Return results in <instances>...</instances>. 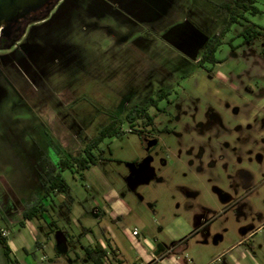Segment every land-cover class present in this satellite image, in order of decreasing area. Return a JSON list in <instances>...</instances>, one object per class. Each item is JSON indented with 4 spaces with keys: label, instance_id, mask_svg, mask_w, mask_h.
I'll return each instance as SVG.
<instances>
[{
    "label": "rangeland",
    "instance_id": "374dc122",
    "mask_svg": "<svg viewBox=\"0 0 264 264\" xmlns=\"http://www.w3.org/2000/svg\"><path fill=\"white\" fill-rule=\"evenodd\" d=\"M62 1L44 19L39 18L45 10L33 17L39 20L30 19L18 48L0 59V227L14 229L10 238L23 231L8 222L7 212L15 199L27 206L32 196L43 197L47 159L57 163L113 117L170 91L158 106L148 107L154 117L150 135L143 138L123 123L120 135L99 144L103 158L97 165L81 174L61 171L67 193L48 202L46 218L31 222L40 238L53 221L82 238L76 216L98 234L92 208L102 202V190L115 188L134 211L122 225L108 217L101 225H118L114 230L128 264L136 257L129 236L133 227L157 242L178 243L191 232L194 213L204 208L216 216L211 234L206 243L195 235L180 244L175 256L182 264H234L222 248L238 241L240 251L254 259H241L237 249L231 251L235 257L264 264V35L247 43L240 35L253 24L264 33V0L256 1L260 12L247 13L243 25L218 10L221 0H111L118 5L102 16L98 0ZM222 29L219 61L201 66L207 41ZM146 142L157 143L150 153L154 176L131 192L124 178L133 159L149 156ZM220 192L239 201L238 214L224 212L227 201ZM61 200L71 206L73 222L66 220ZM123 226L130 231L123 232ZM243 227L253 236L246 238ZM60 233L51 235L60 242ZM24 234L30 239L29 230ZM215 234L222 236L216 243ZM0 253L4 260L1 246Z\"/></svg>",
    "mask_w": 264,
    "mask_h": 264
},
{
    "label": "crops",
    "instance_id": "0c3cea01",
    "mask_svg": "<svg viewBox=\"0 0 264 264\" xmlns=\"http://www.w3.org/2000/svg\"><path fill=\"white\" fill-rule=\"evenodd\" d=\"M99 183H101V181H99ZM130 190L131 192H133L132 189ZM57 194L60 193L52 192L51 196L47 198L42 197L40 199V202L46 206V211L43 213L42 218H46V214L49 210L47 204L49 201L54 203L53 197ZM100 198L102 199V202L101 200L95 202L96 208H92L91 212L97 223L98 234H95L96 232L93 231L91 226L82 223L79 218H77V216L75 219L71 206L67 204L65 200L60 201L61 208H65L67 210V213H69V219L66 218V220L68 222H73L75 219L77 225L81 228V236L83 235L82 238L86 240V242L84 243L82 242V238L74 237V235H72L68 230H65L64 228L61 229L59 224L55 221H53V228L48 230L49 232L45 233L44 238H40V232L37 229V225H34L33 222H31V219L23 220V212L27 207L26 205H24L25 203L21 202L18 206L13 207V210L7 212L11 215L10 218L8 217V222H10L11 225L15 222L19 223L23 228V231L19 230L17 232H14L13 238H10L9 236L11 235V232L14 231V229L11 228L9 224H4L0 227V229H8L10 231V235L8 236L9 238L6 239L11 251V264H90V261L92 264H94L90 255L86 252V248H92L96 245L105 249L106 254L112 257L113 254L108 245L115 249L116 256L113 257L109 264H123L124 262H127L128 264V260L126 258L127 255L123 248L120 247L116 231L114 230V226H116L115 228H117L118 225L110 224L109 222H107L105 226H102L101 222H105L106 220L103 221V219L105 217H108L111 221H119L122 225V223L125 222L124 217L133 213V207L128 201L127 196L115 188H109L106 191L102 190ZM137 198L139 200V196ZM140 200H142V198H140ZM71 201L73 202L72 199ZM83 209L85 214L89 215L88 210L86 208ZM143 228L144 227L142 226V229ZM134 229L137 230L136 235L132 234V231ZM24 230H29L30 239H28L27 235L24 234ZM59 230L61 231L59 235L60 242L53 239L51 235ZM125 230H127L128 232L130 231L129 227L123 226L122 231L124 232ZM210 234V227L208 228V231H202L199 228L195 215L192 218V230L189 235L187 237L184 236L178 241V243L172 242L169 245L166 243L157 242L158 240H156L155 238H151L148 235H141L140 230H138L136 227H133L131 229V232H129V236L135 246L136 257L131 258L129 264H158L159 262L163 264H182V262H180L179 256H175L176 253L181 252L183 249L180 244L190 236L192 237L195 235H201V242L206 243V238ZM215 235L216 241L214 242L216 243L219 242V238H221L222 236H219L218 234ZM31 240H34L36 243V252H33L32 250L33 243L31 242ZM240 242L241 241H238V243L229 246L227 251L225 250V248H222L223 253L229 252V255L231 256L234 264L244 263H242L237 257H235V255L231 252L232 250L237 249L241 259L243 260L247 258V256L249 257V255H251L247 250L240 251ZM0 246L2 247L1 243ZM77 247L82 250V254L78 251L79 249H76ZM84 253L86 255H83ZM250 257L251 259H254L252 255ZM2 258L3 256L0 253V264H8L5 255V263ZM254 264L259 263L255 261Z\"/></svg>",
    "mask_w": 264,
    "mask_h": 264
},
{
    "label": "trees",
    "instance_id": "16d2710c",
    "mask_svg": "<svg viewBox=\"0 0 264 264\" xmlns=\"http://www.w3.org/2000/svg\"><path fill=\"white\" fill-rule=\"evenodd\" d=\"M257 0H221L218 4V10L224 12L229 20L233 23L243 25L244 21H249L246 14H257L260 12L259 8L255 5ZM226 30L222 29L220 36L207 41L204 52L201 56V66L206 62L216 63L219 60L216 59L215 53L219 46L222 44V38L225 35ZM262 28L255 24L248 27L240 33L243 36V43L249 42L252 39L262 35ZM166 92H162L159 98H162ZM156 100H150L151 103H155ZM149 117L146 113V109L143 107H137L134 114H128L126 120L134 121L136 118ZM123 122V119L116 118L111 120L103 128H101L97 134L92 137L83 149L76 152H69L67 157L61 158L57 163H52L47 159L46 161V176L42 177L41 186L43 189V198H47L52 195V192L67 193L68 183L62 177L61 171L65 169H71L77 171L80 174L98 164L102 156L100 154L99 144L107 137L118 136L120 131L119 125ZM99 151V152H98ZM32 202L27 205L23 212V220L37 218L41 219L43 213L46 211V206L40 202L35 196H32ZM0 243L3 248V253L8 264H11V251L7 243V239L0 234ZM113 257L116 256V251L113 247L108 245ZM86 252L90 255L94 264H105L103 256L106 254V250L99 246L92 248H86Z\"/></svg>",
    "mask_w": 264,
    "mask_h": 264
},
{
    "label": "flooded vegetation",
    "instance_id": "af4514ba",
    "mask_svg": "<svg viewBox=\"0 0 264 264\" xmlns=\"http://www.w3.org/2000/svg\"><path fill=\"white\" fill-rule=\"evenodd\" d=\"M61 2H63V1L62 0H57L56 2H53V4H51L49 6L50 8H49V13L48 14H50V12L54 8H56ZM98 2L102 6V8H101V16H102V13L105 14V11H109V9L111 10V8H109V7H112L111 5H114V6L118 5L116 3L114 4L111 0H98ZM44 10L47 12V9L42 8V9H39V10L34 11V12L25 13L23 16L19 17L15 21H13L12 26H11V30H10V33L7 34V35L0 36V52H1L0 53L1 54L0 55V59L4 57V54H6V50L10 51L11 49L13 50V49L18 48V44H19L20 38L23 36L24 31H25L27 25L30 23V19H32L33 17H36L39 13H42ZM39 15H41V14H39ZM262 35H264V33ZM262 35H259V36H262ZM3 50L5 52H3ZM14 54H16V53H14ZM17 57H18V55H17ZM0 66L2 67V65H0ZM162 92H165V91H162ZM162 92H160L157 95V97H155V98L150 97L148 99V105L145 106V107H143V108L146 109V113H147V115L149 117H145V118L139 117V118H136L134 121H131V122L128 121V120H126V116L128 114H134L135 113V109H137V107H140V106H136V107L130 109L126 114H124L122 116H115V117H113L112 119H110V121L111 120H114L116 118L123 119V122L118 127L119 131H121L122 124L125 123V122H127L129 124V131L130 132H137L143 138H144L145 135H150L151 134V128L150 127H152V125L154 123V117L149 113L148 107L149 106H158L159 101H161V100H163L165 98H168V96L171 93L170 91H168V92H166V94L162 98H159V95ZM150 100H156V102L150 104ZM167 101L170 102L169 99H167ZM109 122H107L106 124H108ZM60 124H62V123L60 122ZM86 144L80 145L81 147H77L78 148L77 151H79L80 149H83ZM156 144H157L156 142H153V143L146 142V147H147V150L149 152V156L147 158L141 160V161H138L136 159H133L132 160V164L131 163L129 164L130 165L129 166L130 167L129 175H127L128 177L126 176L124 179L126 181L127 186L130 189H132L133 191L137 188V185L139 183H145L146 181H148L150 178H152L154 176L153 175V171H154L153 162H154V159L152 157H150L151 156L150 153H152L151 151H153L154 146H156ZM69 152H73V151L72 150L71 151L70 150H67L66 157L68 156V153ZM102 158H103V156H102ZM48 160H50V159H48ZM50 161L52 162V160H50ZM161 164L162 165H165L166 164V160L164 158H161ZM43 176H46V174L43 175ZM245 177H246V179L243 181V184L245 183V185H247V181L246 180L249 179V175H247L245 173L243 175V179ZM190 194L193 195L194 197L197 196V193L196 192H193V193L191 192ZM224 194L225 193L220 192V195L222 196V199L224 201H227V203H226V209H224V212L226 210H229V209H234L236 211V213L238 214L240 208H238V206L235 207V205H237L239 201L238 200L237 201H234V200H232V198L229 195H226V194L224 195ZM11 203H12V201H11ZM17 203L19 205L21 203V201L15 199L14 200V204H13L12 207H15L17 205ZM210 213H213V211L210 210V209H205L204 208L203 213H201V212H198V213L195 212V214H194L195 217H196V220L198 222V226H199V228L202 231H204V230L208 231V228L210 227V223L212 222V220L214 219V217H216L214 214H211L210 215ZM242 231H243V234H245V237L246 238L252 237L253 234H254L253 232L247 233L249 230H247L246 227H243ZM103 258H104V263L105 264H109L110 261L113 259V257L110 256V255H108V254H105L103 256Z\"/></svg>",
    "mask_w": 264,
    "mask_h": 264
},
{
    "label": "water",
    "instance_id": "95a60500",
    "mask_svg": "<svg viewBox=\"0 0 264 264\" xmlns=\"http://www.w3.org/2000/svg\"><path fill=\"white\" fill-rule=\"evenodd\" d=\"M57 0H0V36L10 33L13 21L25 13L39 9H47V12L39 19H43L49 13V6ZM73 1V0H68ZM33 18V20H39Z\"/></svg>",
    "mask_w": 264,
    "mask_h": 264
},
{
    "label": "built area",
    "instance_id": "2783aa9c",
    "mask_svg": "<svg viewBox=\"0 0 264 264\" xmlns=\"http://www.w3.org/2000/svg\"><path fill=\"white\" fill-rule=\"evenodd\" d=\"M0 234H1L2 237L8 238V236L10 235V231L8 229H0ZM132 234L136 235L137 234V230L134 229L132 231Z\"/></svg>",
    "mask_w": 264,
    "mask_h": 264
}]
</instances>
